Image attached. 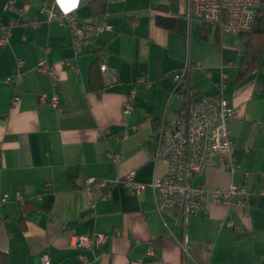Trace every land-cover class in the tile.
<instances>
[{"label": "crops", "instance_id": "crops-1", "mask_svg": "<svg viewBox=\"0 0 264 264\" xmlns=\"http://www.w3.org/2000/svg\"><path fill=\"white\" fill-rule=\"evenodd\" d=\"M7 1L0 0V22L11 26L0 44V250L10 264H40L44 254L52 264H183L184 231L187 264H264V43L247 70L241 33L190 19L189 0H56L83 20L112 25L76 55L70 28L40 15L49 0ZM23 10L38 16L36 25L20 17ZM43 60L50 71L39 69ZM95 62L117 79L93 88ZM186 64L178 92L174 73ZM52 93L60 108L40 99ZM203 95L237 108L228 122L234 167L211 165L193 184L251 193L246 207L201 208L185 229L176 207L157 208L152 183L168 161L154 154L161 124L177 117L185 98ZM129 99L133 110L125 113ZM131 172L145 184L136 194L123 183ZM91 176L106 183L88 188ZM6 192L11 198L1 203ZM80 234L107 240L79 247Z\"/></svg>", "mask_w": 264, "mask_h": 264}, {"label": "built area", "instance_id": "built-area-1", "mask_svg": "<svg viewBox=\"0 0 264 264\" xmlns=\"http://www.w3.org/2000/svg\"><path fill=\"white\" fill-rule=\"evenodd\" d=\"M13 0H8L7 4ZM264 5V0H189L188 17L208 23L220 24L225 30L237 34L252 31L257 18L258 9ZM40 15L43 19L59 20L68 26L72 32V46L76 55L80 54L84 46L94 42L99 31L112 29L108 22L94 24L81 19L74 11L60 8L56 0H49L40 6ZM109 15L106 14V17ZM20 17L31 25H36L38 16H29L25 10ZM11 35V26L0 22V44H7ZM19 59L18 64L22 65ZM63 64L77 70V66L71 60H63ZM189 66L186 64L174 73L176 81L175 89L179 92L186 78ZM39 69L48 72L51 66L45 61L40 62ZM100 70L106 84L117 79L116 70L110 68L105 62L100 63ZM139 83L151 86L144 76H140ZM180 95L185 93L180 92ZM42 101H48L54 107L60 108L59 95L52 93L48 98L41 95ZM183 107L177 117L171 121H164L159 129L158 144L155 157H163L168 161L166 173L154 179V189L157 208L163 210L166 207L178 209L179 220L177 225L185 229L189 224L191 215L201 208L208 209L213 202L223 201L227 204L235 203L243 207L247 206V197L251 191L238 185H231L227 189H209L203 185H194L193 179L202 175L205 170L215 164H223L234 167L232 138L228 127L229 120L236 114L237 108L227 100L214 96L203 95L200 98H185ZM125 113L133 110L131 100H127L124 106ZM0 151V157H1ZM106 181L97 180L94 176L86 179L85 185L101 186ZM130 193L136 194L142 191L145 184L135 179V173L127 174L123 180ZM11 198L6 192L1 203ZM15 198L25 204L21 194ZM107 240L105 234H80L77 236V246L91 248L100 245ZM183 252L184 262L187 264L192 257L190 236L184 231L181 237H177ZM81 259L86 261L85 255ZM144 259L132 260L130 264H143ZM40 264H52L48 254H44Z\"/></svg>", "mask_w": 264, "mask_h": 264}, {"label": "trees", "instance_id": "trees-1", "mask_svg": "<svg viewBox=\"0 0 264 264\" xmlns=\"http://www.w3.org/2000/svg\"><path fill=\"white\" fill-rule=\"evenodd\" d=\"M158 22L163 24L166 19L159 18ZM220 25V24H219ZM221 26V25H220ZM241 37L245 38L244 60L245 69L250 70L260 59L263 49L264 40V9L263 6L258 9L257 18L252 31L241 33ZM90 80L93 88H101L104 86V77L100 70V62H95L91 68ZM0 264H10L9 256L6 252L0 250Z\"/></svg>", "mask_w": 264, "mask_h": 264}]
</instances>
